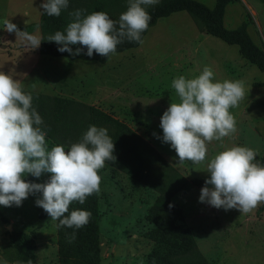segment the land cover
Masks as SVG:
<instances>
[{
    "label": "rangeland",
    "instance_id": "1",
    "mask_svg": "<svg viewBox=\"0 0 264 264\" xmlns=\"http://www.w3.org/2000/svg\"><path fill=\"white\" fill-rule=\"evenodd\" d=\"M197 1L209 8L215 2ZM43 2L0 0V72L20 80L24 91L71 99L110 114L136 132L188 181L205 178L207 162L224 147L245 146L255 150L257 156L263 155L264 86L254 85L262 82L264 75L239 55L236 46L206 34L193 17L177 12L158 19L138 47L110 55L104 64L44 56L38 48L22 46L14 32L4 30L5 20L20 31L37 23ZM91 2L86 0L87 4ZM127 6L128 0H122L103 12L118 20ZM223 16L228 29L245 23L252 41L264 50V0H236L226 6ZM26 32L44 36L39 28ZM205 66L213 70L215 81L239 80L244 84V99L230 109L236 132L223 139L224 147L220 141L208 143L204 164H178L175 150L162 141L160 118L171 102H178L172 80L181 75L194 78ZM99 175L98 264H150L155 241L149 235L157 226L150 214L158 194L108 164ZM38 182L46 183L43 175ZM200 190L188 186L175 193L171 201L181 211L203 258L210 264H264V210H259L263 203L247 214L237 209H216L199 202ZM40 198L42 194L35 193L19 207L0 206V264H61L58 221H51L36 206ZM11 233L23 234L18 239L28 240L35 247L34 263H10L2 257V248L11 245Z\"/></svg>",
    "mask_w": 264,
    "mask_h": 264
},
{
    "label": "clouds",
    "instance_id": "2",
    "mask_svg": "<svg viewBox=\"0 0 264 264\" xmlns=\"http://www.w3.org/2000/svg\"><path fill=\"white\" fill-rule=\"evenodd\" d=\"M159 0H128L127 10L118 20L103 11L84 15V10L71 13L64 31L47 37L48 42L59 45L58 51L73 56L93 53L108 57L116 53L117 45L125 39L143 43L141 34L148 30L151 16L146 6H155ZM69 0H45L41 14L59 17ZM4 30L15 33L22 46L36 49L42 37L20 31L9 20ZM80 45L75 52L72 46ZM171 88L178 102H171L160 118L162 141L175 150L178 164L190 162L204 164L207 145L231 137L236 132V120L230 109L238 107L244 99L242 81H215L214 72L205 66L198 76L174 78ZM33 97L23 91L20 80L0 72V206L19 207L30 194L41 193L35 204L42 208L51 221L61 227L80 229L91 217L84 210H73V202L84 204L87 197L99 192V172L106 162H114V142L104 127L89 126L78 142L68 150L57 145L46 147L45 125L33 107ZM257 152L245 146L224 147L206 164L209 178L200 190L199 202L216 209H237L250 213L264 203V165L255 161ZM50 174L46 183L26 182L24 176L39 178ZM75 239V232L69 242Z\"/></svg>",
    "mask_w": 264,
    "mask_h": 264
},
{
    "label": "trees",
    "instance_id": "3",
    "mask_svg": "<svg viewBox=\"0 0 264 264\" xmlns=\"http://www.w3.org/2000/svg\"><path fill=\"white\" fill-rule=\"evenodd\" d=\"M120 1L122 0H92L91 4H87L86 0H69L68 7L61 10L59 17L40 14L39 21L24 26V30L40 29L44 35L38 47V52L41 55L104 64L110 56L102 57L94 52L91 57H88L85 54L87 49L81 48L80 45L72 46L73 52L77 48H81L79 56H73L67 52L61 53L57 50L60 46L54 42H48L45 35L64 31L67 25L73 22V17L69 13L77 9L84 10V15H87L107 10ZM234 1L236 0H215L213 7L209 8L197 0H163L146 9L151 16L148 29L158 19L168 17L173 13L186 12L199 23L206 34L227 45L236 46L239 55L264 75V50L252 41L246 24L242 23L235 29H228L224 26L225 8ZM147 31L141 34V39ZM139 44L125 39L117 45L116 53L136 48ZM254 86L263 87L264 80L255 83ZM24 92L32 95L33 107L44 121L48 150L54 146L63 145L67 151L71 143L80 140L89 126L107 128L108 134L114 142L115 161L106 162V164L125 173L130 179L143 183L158 194L150 214L151 220L157 225L149 235L155 241L154 249L149 256L150 264H210L199 253L181 211L171 201V197L175 193L188 186L200 189L204 187V181L209 178L208 175L205 178L186 180L129 126L94 106L61 97H50L30 91ZM255 161L264 165V153L262 156H256ZM42 175L47 182L50 174L43 173ZM24 179L26 182L40 184L39 178L33 177L31 174H26ZM73 210L88 211L91 213V217L89 222L80 229L67 227L58 229L60 262L61 264H98L100 215L97 209V193L87 197L84 204L78 202L70 204L69 212L66 215ZM259 210H264V203L259 207ZM1 220L4 219L1 218ZM73 232H75V239L69 242V237ZM22 237H24L23 234H10L11 245L3 247L1 250V255L6 261L34 263L36 259L35 247L30 245L28 240L18 239Z\"/></svg>",
    "mask_w": 264,
    "mask_h": 264
}]
</instances>
